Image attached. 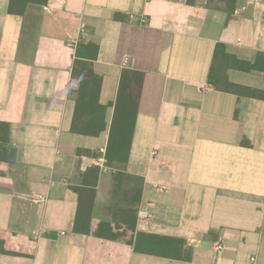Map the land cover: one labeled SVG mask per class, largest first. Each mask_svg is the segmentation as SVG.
Returning <instances> with one entry per match:
<instances>
[{
	"label": "crops",
	"instance_id": "obj_1",
	"mask_svg": "<svg viewBox=\"0 0 264 264\" xmlns=\"http://www.w3.org/2000/svg\"><path fill=\"white\" fill-rule=\"evenodd\" d=\"M9 5L0 0V264H264V0H47L22 16ZM218 45L217 63L232 57L228 91L210 82ZM84 65L102 79L106 109L81 103L95 135L73 131ZM134 114L127 161L108 160L112 129L130 132ZM90 190L93 228L130 206L136 235L184 240L193 260L75 232Z\"/></svg>",
	"mask_w": 264,
	"mask_h": 264
},
{
	"label": "trees",
	"instance_id": "obj_2",
	"mask_svg": "<svg viewBox=\"0 0 264 264\" xmlns=\"http://www.w3.org/2000/svg\"><path fill=\"white\" fill-rule=\"evenodd\" d=\"M46 2L47 0H10L9 13L17 16H22L24 15L28 4L34 3L43 5ZM224 53L225 47L222 45H218L216 48L215 61L212 65L210 72V82L214 85L216 89L220 91L231 90L228 77L226 75V66L229 67L230 65H232L230 60L232 59V57L228 55L226 56V59L228 61L226 66L224 64L217 63L219 56L223 55ZM83 67L86 70V72L84 73V76L86 77L84 81L80 82L81 92L77 102L78 113L74 121L73 131L82 135H95L98 134V131L96 132L85 128L81 125V120L79 119L81 118V103L83 102L87 104L90 109L93 105L98 106L100 110L106 109L104 106L98 105L102 79L96 74H94L92 69L88 68L86 65H84ZM248 68L251 69L255 67L253 66ZM137 74L142 75L140 73ZM139 87L141 88V85ZM97 118L98 117H96V120H98ZM125 122L126 118L124 117L121 126H123ZM134 123L135 114L134 119L129 117L126 123L130 125V132L121 129H112V142L108 147L107 154L108 160L113 159V154L116 153L120 156L123 162L127 161L130 152ZM104 126L105 124L102 125V129H104ZM114 136H117L118 138L120 137V140L122 137H124V144L115 145L113 141ZM99 170L100 169L98 167H95L93 169H90L88 173L93 175L94 173H98ZM122 176V174L118 175V180L120 182L122 181ZM138 194V197H140L141 192L139 191ZM95 199L96 190H90L85 200L80 199L78 215L75 223V232L93 234L96 237L110 239L114 241H123L124 243L133 245L135 251L138 253L150 254L186 262H191L193 260V249L191 247H188L184 240L174 239L170 237H162L158 235H150L145 233H137L136 235L138 210L135 208H131L130 206L127 210L123 208L115 210L113 220L114 223L102 222L98 224L95 228H93L91 221Z\"/></svg>",
	"mask_w": 264,
	"mask_h": 264
},
{
	"label": "built area",
	"instance_id": "obj_3",
	"mask_svg": "<svg viewBox=\"0 0 264 264\" xmlns=\"http://www.w3.org/2000/svg\"><path fill=\"white\" fill-rule=\"evenodd\" d=\"M249 1L256 2V1H258V0H249ZM84 27H85V25H82V28H83V29H84ZM69 46H70L71 48H74V49L77 47L75 42H71V43L69 44ZM76 86H77V81H76L75 79H72V80L70 81V87L73 88V87H76ZM103 151H104V150H103ZM157 154H158V152L155 151V152L153 153V156H157ZM155 187H156L159 191H163V190L165 189L164 186H161V185H159V184H155ZM41 199H42V198H41ZM140 216H141L142 218H151V217H152V213L147 212V211H143V212H141ZM217 249L220 251V250L222 249V246H221V245H218V246H217Z\"/></svg>",
	"mask_w": 264,
	"mask_h": 264
}]
</instances>
